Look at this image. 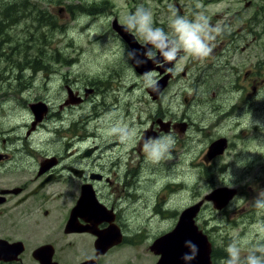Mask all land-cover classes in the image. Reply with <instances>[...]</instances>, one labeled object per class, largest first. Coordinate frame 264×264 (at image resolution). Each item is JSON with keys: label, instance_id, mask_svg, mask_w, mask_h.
<instances>
[{"label": "flooded vegetation", "instance_id": "af4514ba", "mask_svg": "<svg viewBox=\"0 0 264 264\" xmlns=\"http://www.w3.org/2000/svg\"><path fill=\"white\" fill-rule=\"evenodd\" d=\"M174 2L170 0L168 4H175L176 9L183 11ZM0 19L1 24L9 29L11 16H4V12L0 11ZM115 21L116 18L112 22V28L117 29L115 34L120 39L129 42L130 48L121 39L128 49H131L132 44L137 50L143 51L141 43L133 35L122 30L128 36L125 38L118 33ZM244 29L242 27L238 32L241 33ZM3 30L0 29L1 36ZM232 37L229 35V40ZM211 47V54L203 60L192 59L181 52L172 63L153 64L148 61V68H151L150 72L154 73L158 84L166 82V86L155 101L149 98L147 87L146 97L148 102L161 105L175 84L186 80L195 72L192 84L195 94L188 100V110L194 106L199 110H208L204 118L209 128L224 130L221 128L224 123L219 125L217 122H229L233 114L245 113L244 120L248 121L251 116L248 115L249 108L243 110L239 104L244 98L246 103H250L264 86V79H259L256 66L235 76L233 85L225 89L230 99H234L237 93L240 99L236 103L230 102L223 95V88L218 86L215 77L219 74L220 67L222 70L229 69L233 74L230 67L232 42H228L221 32L211 42ZM8 49H0V74H6L9 67H12ZM187 57L190 59L181 67ZM128 64L130 77L140 75L144 78L129 59ZM260 64L264 65V62ZM111 76L120 77L116 72ZM134 88L135 85H132L128 91L131 92ZM182 90L174 94H184ZM69 91L68 98H73V103L80 102L73 108L93 102L98 94L104 96L93 85L84 88L66 86V93ZM67 102L65 100L64 103L68 104ZM208 102H214L215 105L207 106ZM64 103L59 106L60 109ZM130 103L133 104L134 101ZM98 104H94L92 110H20L19 114L24 113L29 119L15 122L13 127L0 125V264H146V260L157 264L160 258L152 251L153 244L171 233L182 213L197 203L190 204L187 195L182 211L179 213L174 210L173 191L189 187L185 173L182 176L176 175L178 179H182L178 188L174 189V181H170L172 177L166 176L160 181V190L153 197L146 195L149 187L146 186L147 182L159 172L148 162H144V137L173 135L184 123L178 124L168 118V110H163L164 116L159 115V110H154L151 118L149 117L150 124L140 132L134 146L131 143L121 144L119 140H113L116 142L108 145L112 140L103 139L104 133L99 131L102 127L106 130L117 119L127 118L131 110H110L105 99L100 103L101 110H96L100 108ZM150 111L147 110V114ZM63 113L69 114V118L64 120ZM121 114L122 117L118 118ZM24 117L22 116L23 119ZM106 117H111L110 122L100 125L101 119ZM144 121L141 119V123ZM125 123H129L130 127L138 125L135 120ZM93 125L98 134L88 131ZM65 127L72 138L62 143L60 131ZM241 128L247 130L248 126L243 125ZM190 129L192 130L191 124H188L185 131ZM197 131L200 132L199 127ZM201 134L207 137L208 142L201 160L202 173H212L214 177L223 176L221 173H224V168L218 166V163L232 150L234 144L231 138L215 133L207 136L204 129H201ZM222 139L226 141L223 152L210 158L208 154L211 144ZM111 146L118 148L114 150ZM252 158L251 156L250 160ZM225 186L219 185L217 189L227 188ZM231 190L234 191V196L224 208L217 209L213 204L217 213L216 220L218 215L229 220L235 213L231 210L241 192L237 186ZM141 198H145L144 204L140 203ZM210 204L206 202L202 206L195 222L211 242L213 254L217 248L211 239L212 234L199 225L202 212ZM157 223L170 224V228L158 233Z\"/></svg>", "mask_w": 264, "mask_h": 264}, {"label": "rangeland", "instance_id": "374dc122", "mask_svg": "<svg viewBox=\"0 0 264 264\" xmlns=\"http://www.w3.org/2000/svg\"><path fill=\"white\" fill-rule=\"evenodd\" d=\"M169 1L0 0V11L4 12V16H11L9 29L1 24L0 19V29H4L1 31L2 36L0 35V49L8 47L12 60L9 71L0 74V125L8 128L13 127L15 122L26 121L29 116L24 113L20 115V110H32L31 107L35 104H43L45 110H92L94 104L99 103L100 106L101 101L105 99L110 110H131L127 118L123 117V121L135 120L138 123L135 127L139 130L137 137L135 142L131 143L134 146L140 132L150 124L149 117L154 110H159L161 116L165 115L163 110H168V118H172L178 124L184 123L185 128L191 124L192 130L181 131V126L177 133L171 135L175 140L171 158L159 162L144 158V162H148L159 172L147 182L146 186L149 187L146 195L153 197V194L160 190V181L166 176L172 177L170 181H174V189L178 188L182 179H178L176 175L182 176L185 173L189 187L172 190V205L174 210L180 213L187 195L190 204H194L203 200L204 196L217 189L219 185L224 184L229 189L237 186L241 193L234 202L231 211L235 213L230 219L218 215L216 220L214 205L207 202L211 204L202 212L199 225L212 234L213 244L218 254L223 257L228 255L226 248L229 244L234 241L242 242L243 260L252 249L264 245V210L257 209L254 204L258 193L264 191V98L257 99L259 92L250 103H246L244 98L245 102L243 99L239 105L243 110L249 108L248 115L251 116L248 121L244 120L245 113L233 114L229 122L225 120L217 122L219 125L224 123L221 127L224 130L209 128L204 118L208 110H199L197 106L188 110V100L195 94L192 86L195 72L186 80L175 84L161 105L152 104L146 97L147 87L144 78L140 75L130 77L127 56L129 45L121 38L127 47L115 34L117 29L112 28V22L116 18L118 26L125 24L126 18L142 5L152 12L154 26L169 32H172L169 25L174 14L189 19L203 15L212 25L219 24L222 36L228 42H232L233 55L230 67L233 74L229 69L222 70L220 67L215 80L218 86L223 88V95L227 96L230 102L236 103L240 99L239 93L233 97L234 99H230L225 89L233 85L235 76L256 66L259 79L260 77L264 79V65L260 64L264 62V0H173L183 11L176 9L175 4L169 5ZM242 27L245 29L239 33L238 30ZM229 35L233 36V40H229ZM188 59L190 57H187L180 66L183 67ZM113 72L121 78L112 77ZM70 85L77 88L97 86L104 96L98 94L93 102L73 108L80 102L73 103V98H68L70 91L66 93V86ZM132 85H135V88L129 92ZM179 90L184 94L175 95L174 92ZM260 91L264 97V86ZM148 95L152 100H157ZM65 100L68 104L64 103ZM63 103L60 109L59 106ZM213 105L214 102L207 103V106ZM96 110H101V106ZM147 110L151 111L147 114ZM22 116H25L24 119ZM69 116L63 113L64 120ZM119 117H122V114L118 115ZM110 118L101 119L100 125L110 122ZM141 119L145 121L141 123ZM126 124L129 126V123ZM243 125H247L248 129H242ZM198 127L200 132L197 131ZM63 129L60 131L62 143L72 138L68 129L66 127ZM201 129H204L207 136L214 133L228 135L234 144L227 156L218 163V166L224 168V173H221L223 176L214 177L212 173L209 175L202 173L201 160L208 142L207 137L201 134ZM107 130L108 128L105 130L102 127L99 132L104 133L103 139L112 140L108 143L112 145L116 142L113 140L119 139L105 134ZM88 131L98 134L94 125ZM111 148L115 150L118 147ZM145 201V198L140 199L141 204ZM156 226L158 233L170 228V224L157 223ZM228 258L218 257L214 264H227ZM145 263L151 264L148 260Z\"/></svg>", "mask_w": 264, "mask_h": 264}, {"label": "clouds", "instance_id": "9594fccd", "mask_svg": "<svg viewBox=\"0 0 264 264\" xmlns=\"http://www.w3.org/2000/svg\"><path fill=\"white\" fill-rule=\"evenodd\" d=\"M169 26L175 35H170L163 28L155 27L152 12L142 5L138 6L135 12L126 18L123 28L141 43L143 51L128 49L129 60L133 61L137 67L147 64L148 61L153 64L172 63L178 59L181 52L203 60L212 52L211 42L222 32L219 24L212 25L203 15L189 19L174 14ZM143 76L146 87L159 91V84L154 78V73L145 72ZM262 98L264 97L261 96L259 89L257 99ZM138 131L135 127H129L122 119H117L108 128L107 135L115 136L121 143L128 145L135 142ZM174 144V138L170 134H164L144 137L142 148L149 161L159 162L171 158ZM254 204L257 209L264 210V191L258 193ZM185 243L189 251L184 254L183 259L190 264L198 255L199 248L192 241ZM242 246V242L237 241L227 246L226 251L229 257L227 264H264V245L252 249L243 260Z\"/></svg>", "mask_w": 264, "mask_h": 264}, {"label": "water", "instance_id": "95a60500", "mask_svg": "<svg viewBox=\"0 0 264 264\" xmlns=\"http://www.w3.org/2000/svg\"><path fill=\"white\" fill-rule=\"evenodd\" d=\"M115 22L117 23V21ZM118 28H119L118 29L119 33L125 36V38L126 37L128 38V36H126L128 33L125 32L127 33L125 35L124 31L122 32L124 28L121 25L118 26ZM131 39L134 41L132 37ZM130 46L131 49L134 48L132 44ZM149 62L139 67H137L133 61L132 64L140 74H144L145 72H149L151 70V68H148V66H150ZM163 86L164 84L160 83L159 91H153L151 88H149L148 92L154 99H157L159 97L160 92L163 89ZM43 106H44L43 104H35L32 105L31 108L32 110H43V108L45 110L46 107ZM181 126H182V130L185 131L186 125L182 124ZM225 145H226V141L224 139L213 143L212 146L210 147L208 156L212 158L214 155L223 152ZM233 196H234L233 190L229 188H222V189L218 188L210 192L208 195H206L204 199L199 203L185 210L182 213L179 222L175 226L174 230L171 233L159 238L153 244L152 251L160 258L157 264H189V262H186L183 259L184 254L189 251V249L186 247V243H185L186 241H192L199 248L198 255L194 260L190 262V264H213L212 244L209 241L208 237L202 231L199 230L195 222V218L197 217L202 206L206 202H212L217 209H222L229 203V201L233 198Z\"/></svg>", "mask_w": 264, "mask_h": 264}, {"label": "trees", "instance_id": "16d2710c", "mask_svg": "<svg viewBox=\"0 0 264 264\" xmlns=\"http://www.w3.org/2000/svg\"><path fill=\"white\" fill-rule=\"evenodd\" d=\"M218 257H221V258H224V259H226V258H228V255L227 256H225V257H223V255H221V254H218V251L216 250L213 254H212V259H213V261L215 262V260H217L218 259Z\"/></svg>", "mask_w": 264, "mask_h": 264}]
</instances>
